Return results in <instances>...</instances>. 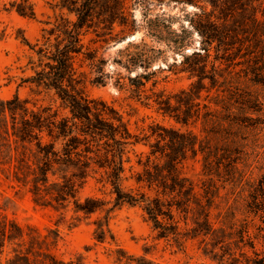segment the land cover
<instances>
[{"label": "rangeland", "instance_id": "1", "mask_svg": "<svg viewBox=\"0 0 264 264\" xmlns=\"http://www.w3.org/2000/svg\"><path fill=\"white\" fill-rule=\"evenodd\" d=\"M12 1L0 0V100L18 95L20 99L28 101L26 105L29 108L36 110L51 106L52 110L58 111L59 116L67 115L68 109L60 106L53 91L38 92L35 87L22 82L31 73L27 65L31 51L23 37L35 42L41 37L42 29L51 26L47 22L53 23L61 14L66 16V10L58 7L59 0H33L35 17H28L11 8ZM142 1L147 3V7L137 0H125L136 21L135 31L123 33V26L115 24L111 35H96L92 31L86 35L85 41L92 38L94 42L90 46L97 48L98 57L106 60L103 69L108 76L103 84H97L90 81L93 74H88L83 89L89 96L100 98L114 107L129 131L140 139L128 146L130 160L125 164L124 176L127 179L123 181V186L127 188H139L132 175L141 168L138 159L142 157L144 160L150 150L149 145L156 141L159 131L157 126L189 131L196 135V154L188 151L180 167L183 174L192 179L202 204L208 203L203 188L208 186L214 192L208 215L209 230L203 229L196 235L195 231L190 230L197 226L194 219L199 222L204 220L203 213L197 218L192 214L184 216L175 213L183 236L179 240L173 235L160 237L140 206L123 204L111 208V186L100 177L101 171L91 173L86 178L78 189L77 197L80 201L87 196L103 199L108 203L102 209L92 213L75 211L73 201L59 210L37 205L29 190L32 168L35 167L32 155L34 147L25 144V147L18 145L14 149L15 144L12 143L10 150L0 151V213L22 227L23 235L5 244L2 263L13 255L14 248L20 253L25 252L33 237L31 245L34 249L50 253L56 260L64 262L136 264L135 260L129 261L121 255L118 250L122 249L126 255L144 256L153 264H246V257L257 256L248 244L243 246L240 241L245 227L259 257H264V222L260 214L251 212L246 206L251 184L264 172V84L255 80L256 69L261 68L262 60H256L257 55L248 54L251 49L247 48V45L255 44V40H247L245 33L238 29V35L232 39L234 47L226 52L221 63L222 76L218 78L219 82L211 87L206 80V86L209 87L202 89L195 99V102H199L200 112L198 116L194 112L184 124L172 114H163L153 100V92H162L165 96H171V102L175 104L174 94L188 88L195 80L188 73L180 71L179 53L172 55L167 51L165 59L155 61L151 69H156L158 65L161 68L154 74L153 79L157 83L152 85L153 79H150L140 91L133 90L127 76L142 72V69L128 73L116 60L120 58L118 50L128 43L126 38L131 36V40L138 39L142 35V31H138V23H141L144 13L151 17L163 12L175 16L172 24L178 27L181 21L186 22L183 15L196 10V7L183 0ZM202 3L207 10L211 8L204 1ZM199 40L194 34L192 44L185 51L199 49ZM146 41L158 46L149 38ZM239 47L242 48L240 51ZM214 53L212 50L211 54ZM255 61H258V66ZM81 70L89 72L86 65ZM118 74L123 76L119 83ZM204 113H207L206 118ZM7 119L10 124L8 113ZM201 147L212 153L209 156L212 160L209 169L205 166V152L200 150ZM227 149L232 157L236 155L238 158L235 168L231 167L229 173L223 165L226 163L223 153ZM236 150L240 153L237 154ZM20 159L26 161L30 168ZM218 161H222L219 167ZM18 166L22 168L18 170L21 176L19 181L15 174ZM141 190L147 188L141 187ZM99 220L107 223L105 227L109 230L103 241L95 237L96 222ZM41 253L29 254L30 260L34 264H43L40 262L43 259L48 261L49 258Z\"/></svg>", "mask_w": 264, "mask_h": 264}, {"label": "trees", "instance_id": "2", "mask_svg": "<svg viewBox=\"0 0 264 264\" xmlns=\"http://www.w3.org/2000/svg\"><path fill=\"white\" fill-rule=\"evenodd\" d=\"M183 1L196 7V10L183 15L185 23L181 21L178 27H173L175 16L163 12L151 17L144 13L141 23H138V31H142V35L128 41L118 50L120 58L116 62L128 73L142 69V72L127 76L133 90L140 91L148 80L154 78V74L159 71L157 69H161L160 65L151 69L155 61L165 59L167 51L172 55L179 53L180 71L188 73L195 80L188 88L174 94L175 104H172L171 96H165L162 92H153V100L163 114H172L177 121L186 124L194 112L197 116L200 112L199 102H195V99L202 89L209 87L206 86V80L211 87L219 82L218 78L222 76L221 63L226 52L234 47L232 39L238 35V29L245 33L247 40H255V44L247 45L251 49L248 54L257 55L256 60H262L260 67H264V0H203L210 5L209 10L201 0ZM137 2L147 7L144 1ZM57 5L66 10V16L61 14L53 23L47 22L51 26L43 28L41 37L35 42L23 37L31 51L27 63L31 73L22 82L35 87L38 92L53 91L60 106L68 109V114L59 116L58 111L52 110L51 106L36 110L29 108L26 105L28 101L20 99L18 95L0 100V151L10 150L12 143L15 144L14 149L18 145L25 147V144L34 147L32 155L35 167L32 168L33 177L29 187L34 203L59 210L73 201L75 211L84 213L102 209L108 203L103 199L87 196L80 201L77 197L78 189L86 178L91 173L101 171L100 177L111 186V208L123 204L140 206L160 237L173 235L179 240L183 236L175 213L184 216L192 214L196 218L203 213L204 220L199 222L194 219L197 226L190 230L195 231L194 235L203 229L209 230L208 215L214 192L210 187H204L208 203L202 204L192 179L185 176L180 167L188 151L196 154V135L189 131L157 126L159 131L156 141L149 145L150 150L145 159H138L141 168L132 175L139 188H127L123 186V181L127 179L124 176L125 164L130 160L128 146L140 139L129 131L114 107L100 98L89 96L83 89L88 74H93L90 81L97 84H103L108 76L103 69L106 60L98 57L97 48L90 46L94 42L92 38L85 41L86 35L90 31L96 35H111L115 24L123 26V33L137 29L135 18L125 0H59ZM10 6L21 15L35 17L33 0H13ZM99 30L101 34H98ZM194 34L200 38V47L187 52L185 50L192 44ZM146 38L158 46L149 44ZM241 49L238 48L239 51ZM212 50L214 55L211 54ZM254 63L258 66V61ZM84 65L89 68V72L81 70ZM261 68L256 69L255 80L264 84V71ZM122 77L118 76V83ZM156 83V79H153L152 85ZM7 113L11 118L10 124ZM206 116L207 113H204ZM200 150L205 152V166L209 169L212 162L209 156L212 153L202 147ZM236 153L240 151L236 150ZM223 154V160L226 161L223 165L229 173L231 167L235 168L238 158L236 155L232 157L228 149ZM218 162L219 167L222 161ZM27 167L30 168L29 165ZM16 169L19 181L21 176L18 170L22 168L18 166ZM141 187L147 190H141ZM249 197L247 208L260 214L264 222V172L251 184ZM96 225L95 237L103 241L109 232L105 227L107 223L99 220ZM22 235V227L0 213V264H34L29 254L40 255L43 251L31 245L33 237L25 252L20 253L14 248L13 255L2 263L5 244ZM240 238L243 246L248 244L257 256L246 257V264H264V257H259L247 227L242 229ZM118 251L129 261L135 260L136 264H153L144 256L134 257L126 255L122 249ZM41 254L49 258L48 261L41 260L43 264H83L73 260L58 261L50 253Z\"/></svg>", "mask_w": 264, "mask_h": 264}, {"label": "water", "instance_id": "3", "mask_svg": "<svg viewBox=\"0 0 264 264\" xmlns=\"http://www.w3.org/2000/svg\"><path fill=\"white\" fill-rule=\"evenodd\" d=\"M130 38H131V36H129V37H128V38H126V39H128V41H129V40H131Z\"/></svg>", "mask_w": 264, "mask_h": 264}]
</instances>
